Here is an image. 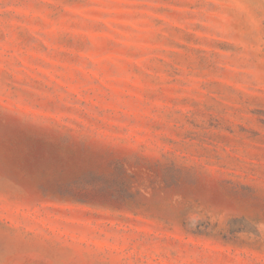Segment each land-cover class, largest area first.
I'll return each mask as SVG.
<instances>
[{"label":"rangeland","instance_id":"rangeland-1","mask_svg":"<svg viewBox=\"0 0 264 264\" xmlns=\"http://www.w3.org/2000/svg\"><path fill=\"white\" fill-rule=\"evenodd\" d=\"M0 264H264V0H0Z\"/></svg>","mask_w":264,"mask_h":264}]
</instances>
